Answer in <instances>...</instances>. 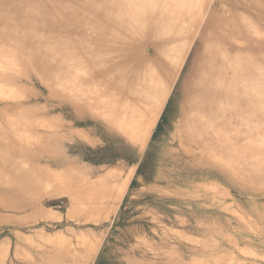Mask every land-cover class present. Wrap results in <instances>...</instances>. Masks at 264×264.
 <instances>
[{
  "label": "rangeland",
  "instance_id": "obj_1",
  "mask_svg": "<svg viewBox=\"0 0 264 264\" xmlns=\"http://www.w3.org/2000/svg\"><path fill=\"white\" fill-rule=\"evenodd\" d=\"M164 1L148 9L132 37L136 55L153 60L160 36L191 41L192 20L182 21L186 8L164 11ZM38 2L54 16L50 0ZM253 12H245L259 35L253 52L264 63V24ZM66 32L64 59L48 78L26 61L0 65V264H264V150L257 152L264 147V112L257 134L235 149L256 151L246 166L234 159L196 165L198 153L181 151L176 87L144 126L148 143L139 149L121 132L130 123L117 105L101 106L96 93H112L118 102L124 96L114 95L115 83L96 72L80 33ZM69 47L85 70L77 66V81L66 86ZM145 112L134 110L137 117ZM74 141H81L75 157ZM108 173L131 175L123 198L113 185L93 184Z\"/></svg>",
  "mask_w": 264,
  "mask_h": 264
},
{
  "label": "bare ground",
  "instance_id": "obj_2",
  "mask_svg": "<svg viewBox=\"0 0 264 264\" xmlns=\"http://www.w3.org/2000/svg\"><path fill=\"white\" fill-rule=\"evenodd\" d=\"M158 1L50 0L54 11L52 16L43 11L38 0H0V65L4 60L8 62L7 66L26 61L42 78H48L63 61L62 51L69 46L65 33L73 28L80 33L83 48L98 66L96 72L115 83L112 90L117 94L114 95L124 96L118 102L112 93H96L104 101L101 106L115 108L117 105L115 111L125 122L129 121V126L122 128L121 132L130 143L139 149L145 147L148 133L143 130L144 126L159 113L169 90L177 87L182 99L177 124L181 151L198 153L200 157L195 159L196 165L212 167L218 162L226 166L230 159H234L246 166L248 157L256 151L235 152V149L245 142L246 137L256 135L260 127L259 115L264 112V107L260 106L264 102V63L258 61L253 52L256 49L253 41L259 35L251 27L252 19L245 12L250 10L254 14L255 10L258 22L264 24V0L164 1V11L169 12L179 5L186 8L188 16L182 21L192 20L189 21L192 23L189 30L191 41L185 45L178 39L160 36L158 52L150 60L142 52L136 55L137 47L131 39L146 22L148 9ZM107 6H114L115 10L105 8ZM91 40L95 42L88 45ZM174 50L179 53L177 58ZM68 55L66 67L69 69L64 70L66 86L77 81L72 71L77 66L84 68L70 47ZM137 107H145L146 112L137 117L134 114ZM73 143L70 148L75 157L81 141ZM263 150L264 147H259L257 152ZM91 170L89 174L99 169ZM47 178L53 180L55 176L48 174ZM130 180V174L119 178L108 173L93 184L113 185L118 198H123ZM86 243L87 252L91 254L96 245Z\"/></svg>",
  "mask_w": 264,
  "mask_h": 264
},
{
  "label": "crops",
  "instance_id": "obj_3",
  "mask_svg": "<svg viewBox=\"0 0 264 264\" xmlns=\"http://www.w3.org/2000/svg\"><path fill=\"white\" fill-rule=\"evenodd\" d=\"M94 145L96 146V142H95ZM93 168H96V167H93ZM138 183L141 184V181L139 180ZM140 189H142V188H140ZM129 190H130V185H129L128 188H127V192H129Z\"/></svg>",
  "mask_w": 264,
  "mask_h": 264
}]
</instances>
